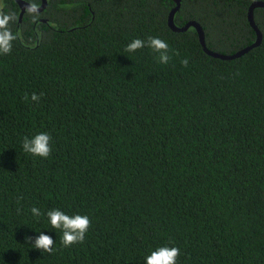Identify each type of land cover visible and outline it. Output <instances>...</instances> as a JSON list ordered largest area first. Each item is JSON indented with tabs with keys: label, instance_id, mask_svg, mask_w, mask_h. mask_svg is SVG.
I'll list each match as a JSON object with an SVG mask.
<instances>
[{
	"label": "trees",
	"instance_id": "16d2710c",
	"mask_svg": "<svg viewBox=\"0 0 264 264\" xmlns=\"http://www.w3.org/2000/svg\"><path fill=\"white\" fill-rule=\"evenodd\" d=\"M254 2L180 0L173 22L232 55L256 41ZM174 7L47 0L19 22L15 0H0L22 37L0 55V264H145L162 246L180 249L177 264H264V8L253 11L260 45L220 60L194 28H169ZM148 37L168 43L167 64L125 51ZM40 132L47 159L22 150ZM54 208L89 217L82 244L62 246L44 215ZM40 232L52 254L25 242Z\"/></svg>",
	"mask_w": 264,
	"mask_h": 264
},
{
	"label": "clouds",
	"instance_id": "9594fccd",
	"mask_svg": "<svg viewBox=\"0 0 264 264\" xmlns=\"http://www.w3.org/2000/svg\"><path fill=\"white\" fill-rule=\"evenodd\" d=\"M36 11L37 6L31 4L28 8V12L33 15V19H35ZM15 19L16 17L13 13L4 14L3 11H0V55L10 54L13 42L17 39H22L19 33L14 34L9 28V23L14 22ZM145 47L158 54L159 63L167 64L169 62V45L165 40L159 37H148L146 40L136 38L126 46L125 51L133 53ZM181 64L187 66V59L182 60ZM41 96L32 93L30 99L32 102H39ZM25 99L27 100L29 97L26 95ZM51 139V136L46 132L37 133L31 138L24 137L22 141V150L33 157L47 159L52 152L50 146ZM19 199H22V197L18 198V200ZM30 211L35 217H40L42 215L41 210L35 206H33ZM44 215L47 216L51 228L59 230L62 233L61 244L65 248L76 244H82L91 226L88 216L79 214L69 216L58 208L48 210ZM25 242L43 253L52 254L54 251V239L45 232H40L35 238L28 236ZM179 256L180 249L178 247L162 246L145 257V264H177V258Z\"/></svg>",
	"mask_w": 264,
	"mask_h": 264
},
{
	"label": "water",
	"instance_id": "95a60500",
	"mask_svg": "<svg viewBox=\"0 0 264 264\" xmlns=\"http://www.w3.org/2000/svg\"><path fill=\"white\" fill-rule=\"evenodd\" d=\"M15 2L18 4V6L20 8V14H19L18 21L21 22L23 14L25 13L26 10H28L30 5L25 3L22 0H15ZM174 2H175V7L171 10L169 17H168L169 28L174 32H185L186 30H188L191 27L194 28L197 31L198 39H199V42H200L203 50L205 51V53L207 55H209L213 58H217L220 60H233V59L239 58V57L243 56L244 54H246L247 52H249L251 49L259 46L261 41H262L261 33L257 29L255 22H254V17H253V11L255 8H264V3H262V2H254L250 6L249 11H248V21H249L250 26L256 32V41L251 46H248L244 49H241L240 51H237L236 53H234L232 55H222V54L214 53L212 51L207 50L205 47L203 31L198 24H196L194 22H190V23H188L182 27L176 26L173 22V19H174L175 13L179 10L180 0H174ZM46 5H47V0H41V5L39 7H37L36 13H40V12L44 11V9L46 8Z\"/></svg>",
	"mask_w": 264,
	"mask_h": 264
}]
</instances>
